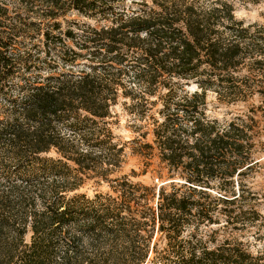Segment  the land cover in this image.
<instances>
[{
    "label": "trees",
    "instance_id": "1",
    "mask_svg": "<svg viewBox=\"0 0 264 264\" xmlns=\"http://www.w3.org/2000/svg\"><path fill=\"white\" fill-rule=\"evenodd\" d=\"M25 1L40 8L33 20L26 6L11 15L0 2V264H264L240 242L210 249L199 235L241 218L242 196L220 188L208 200L206 181L240 174L250 128L212 122L204 108L208 90L245 98L234 72L264 64V38L232 4L262 0ZM68 11L96 25L68 21ZM121 99L152 126L155 147H145L182 189L109 179L123 159L108 121ZM91 172L109 192L74 194Z\"/></svg>",
    "mask_w": 264,
    "mask_h": 264
},
{
    "label": "rangeland",
    "instance_id": "2",
    "mask_svg": "<svg viewBox=\"0 0 264 264\" xmlns=\"http://www.w3.org/2000/svg\"><path fill=\"white\" fill-rule=\"evenodd\" d=\"M130 1L119 0L126 9L135 8V5H131ZM0 2L8 6L11 15H14L15 8L26 6V10L30 14L24 15L25 13H23V15L30 17L29 20L35 19L34 14H31L40 10L36 3L25 0H1ZM232 4L235 19L243 22L245 27L253 25L248 31L249 34L260 35L264 38L262 30V28L264 29V0L258 4L239 1H234ZM24 11L25 9H23ZM68 12V21L78 19L81 22L96 25L93 20L77 17L73 11ZM233 81H235V87L246 92L245 98L239 97L237 101L227 102L220 100L216 92L208 90L204 113L208 120L220 125H225L230 121L246 124L250 128L254 144L252 154L239 175L234 176L228 182L209 179L206 181L208 187L206 190L210 196L208 200H214L216 196H219L220 188L234 190L236 194L242 196V200L239 202L242 214L239 220L231 221L230 225L226 224L225 226L224 219L220 218L217 224L201 226L199 235L210 249L216 248L226 239H233V241L240 242L252 255H260L264 254V64L255 66L252 65V62L245 61V64L240 65L234 72ZM185 89L188 94L198 91L195 84L185 86ZM182 90L181 87H177L174 96H182L184 94ZM160 109L159 105L152 109L151 114L155 119H160L158 114ZM130 112V109L124 107L122 99L111 110L112 118L108 121L112 122L113 134L116 141L124 146V152L120 167L114 170L115 172L109 176V179L125 177L132 183L154 188L156 193L161 188L166 192H171L172 189H182L185 182L177 172L172 171L159 161L155 148L145 147L146 144L155 147L151 134L152 126L145 120L133 117V113ZM143 134L146 136L141 137ZM138 151L141 154H138ZM49 156L54 157L55 155L50 152ZM87 176L83 177V184L74 194H85L92 197L94 194L109 192L107 182L95 177L92 172ZM221 194H223L222 191ZM252 211L256 214H253ZM159 237L156 235L154 241L158 242L157 249L161 250L164 245L159 241ZM152 257L151 254L150 260ZM145 264H150V261Z\"/></svg>",
    "mask_w": 264,
    "mask_h": 264
}]
</instances>
